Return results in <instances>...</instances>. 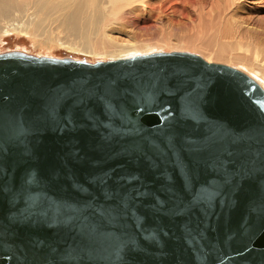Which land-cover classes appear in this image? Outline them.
<instances>
[{
    "label": "water",
    "instance_id": "1",
    "mask_svg": "<svg viewBox=\"0 0 264 264\" xmlns=\"http://www.w3.org/2000/svg\"><path fill=\"white\" fill-rule=\"evenodd\" d=\"M0 264H264V88L185 52L0 53Z\"/></svg>",
    "mask_w": 264,
    "mask_h": 264
},
{
    "label": "rangeland",
    "instance_id": "2",
    "mask_svg": "<svg viewBox=\"0 0 264 264\" xmlns=\"http://www.w3.org/2000/svg\"><path fill=\"white\" fill-rule=\"evenodd\" d=\"M191 1L186 3H191L186 5L188 17L173 16L174 18L172 17V20H170L171 18L164 16L162 21L158 20L157 22L155 20L157 18L152 19V23L147 26L131 27L124 25L125 27L122 29L123 25H121V28L119 25L117 28L110 26L108 30L115 29L117 31L111 32V36L119 45L132 47L134 44L141 48V50H132L127 55L185 52L198 54L206 59L204 55L223 52L227 60L212 61L235 66V68L238 67L239 70L254 76L264 84V59L259 53L256 54L251 50V48H257L260 51L264 49V0H242L241 3L230 10V20L225 23L212 22L208 16H205V11L203 12L204 15L194 11L195 7H200L201 1L204 2L203 0ZM232 25L238 27L241 39L231 36L232 33H227V31L231 32ZM227 27H230L229 30H227ZM243 33H245L244 36ZM250 35L251 37H249ZM1 37L0 53L22 51L35 56L74 58L92 63L109 60V57H103V55L84 52L77 45V42L70 41L62 30H58L56 26H53L52 30L49 29L46 36L15 33ZM160 42L165 45L170 44L164 46ZM209 58V60L212 59V57Z\"/></svg>",
    "mask_w": 264,
    "mask_h": 264
},
{
    "label": "bare ground",
    "instance_id": "3",
    "mask_svg": "<svg viewBox=\"0 0 264 264\" xmlns=\"http://www.w3.org/2000/svg\"><path fill=\"white\" fill-rule=\"evenodd\" d=\"M190 1L191 0H0V39L3 35L15 33L46 36L49 29L52 30V27L56 26L58 30H62L70 41L73 43L77 42V45H79L84 52L100 56L103 55V57H109V60L130 58L136 55H144L141 53L127 55L130 54L132 50H141V48L134 44V47L132 46L133 49L132 47L119 45L111 36V32L113 33L115 29L108 30L110 26H115L117 28L120 25L121 28V25H123V29L126 25L131 27L147 26L149 23H152V19L157 18L155 20L158 22V20L162 21L164 16L169 19L171 18L170 20H172L173 16L188 17V8L186 5L191 3H186ZM203 1V3L201 1L199 8L195 7L194 11L202 14L205 11V16H208L212 22L217 21L218 23L229 22L230 10L242 2V0ZM229 28L230 27H227V30H229ZM238 30L236 25H232L231 32L227 31V33H232L231 36L241 39ZM244 34L245 33H243V36ZM246 34L248 35V32ZM249 37H251V35ZM163 42L165 41L163 40ZM163 42H160V44H163ZM169 44L170 43L163 45L169 46ZM246 48L249 50L248 47ZM251 50L256 54L259 53L264 59V49L260 51L257 48H251ZM204 56L207 60L210 59L209 57H212L209 61L214 60L216 62H221L227 60L223 52H216L215 54ZM249 76L264 88V84L261 80L259 81L254 76Z\"/></svg>",
    "mask_w": 264,
    "mask_h": 264
}]
</instances>
